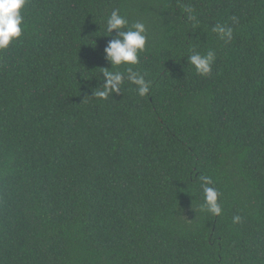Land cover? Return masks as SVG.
<instances>
[{"label": "trees", "instance_id": "obj_1", "mask_svg": "<svg viewBox=\"0 0 264 264\" xmlns=\"http://www.w3.org/2000/svg\"><path fill=\"white\" fill-rule=\"evenodd\" d=\"M114 9L145 24L137 64L105 58ZM21 12L22 35L0 50V264H264V0ZM209 51L200 75L189 57ZM105 72L125 80L101 98Z\"/></svg>", "mask_w": 264, "mask_h": 264}, {"label": "clouds", "instance_id": "obj_2", "mask_svg": "<svg viewBox=\"0 0 264 264\" xmlns=\"http://www.w3.org/2000/svg\"><path fill=\"white\" fill-rule=\"evenodd\" d=\"M27 0H0V50L6 49L13 39L22 35L24 17L21 10L24 8ZM189 11H191L189 9ZM126 17L114 9L108 15L104 30L110 36L112 31L117 30L116 36L109 40L104 51L106 59L111 66H120L122 64H137L138 53L145 49L147 40V30L142 21H136L129 27ZM221 38L231 39V27L217 25L213 28ZM214 59V53L209 51L206 55L193 54L189 57L190 63L195 67L200 75H207L211 72V63ZM104 80L103 90L95 93L98 97L106 98L109 93L120 92L121 85L125 80L124 74L120 72L102 73ZM127 79L137 86V92L140 96H144L149 91V82L142 75L129 70ZM205 184H210L209 178H204ZM205 205L207 210L214 215H219L221 208L216 202L217 193L211 187H205ZM236 221L240 218L235 217Z\"/></svg>", "mask_w": 264, "mask_h": 264}]
</instances>
